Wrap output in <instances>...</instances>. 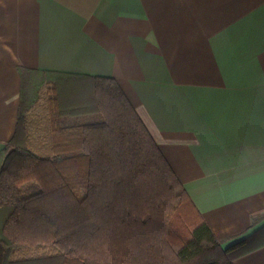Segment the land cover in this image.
<instances>
[{"label":"crops","instance_id":"obj_1","mask_svg":"<svg viewBox=\"0 0 264 264\" xmlns=\"http://www.w3.org/2000/svg\"><path fill=\"white\" fill-rule=\"evenodd\" d=\"M19 66L113 78L224 248L264 226V0H0V153Z\"/></svg>","mask_w":264,"mask_h":264},{"label":"trees","instance_id":"obj_2","mask_svg":"<svg viewBox=\"0 0 264 264\" xmlns=\"http://www.w3.org/2000/svg\"><path fill=\"white\" fill-rule=\"evenodd\" d=\"M18 71L16 132L0 153V264H234L258 247L264 226L222 246L116 80ZM70 78L84 84L72 105L53 85L48 148L36 152L40 91Z\"/></svg>","mask_w":264,"mask_h":264},{"label":"rangeland","instance_id":"obj_3","mask_svg":"<svg viewBox=\"0 0 264 264\" xmlns=\"http://www.w3.org/2000/svg\"><path fill=\"white\" fill-rule=\"evenodd\" d=\"M63 83V82H61ZM82 84H84L83 81H81L80 79H73L70 78L67 80V82H65V87H63L61 84H44V86L42 87L41 91H40V98L41 100L39 101L38 105L36 106V108L32 111L31 115H29V122H30V131L33 135V137H38V135H41V142L38 141L37 139H33L32 142L28 143V146L33 149L34 151L38 152L39 150L40 153L41 152H45V150L48 148L43 144L44 141V136L45 135H49V133H47V128H46V123L48 122L47 120V115H48V100L47 97H54V95H56L55 90L53 89V85L59 90V94H60V89H61V96H62V104L64 103L65 105H72V102L76 101V98L73 97V95L71 96V92L73 94H78L76 92H78V90H80L79 87L82 86ZM59 85H60V89H59ZM68 90V91H67ZM70 91V92H69ZM81 92V91H80ZM82 97V92L80 93ZM76 96V95H75ZM46 153V152H45ZM4 216L0 215V225L3 221ZM264 231L261 233L263 234ZM264 241V235L260 236L258 238V241H253L252 242V246L257 245L256 243ZM41 253H43V250H35L33 252H31L32 255H40Z\"/></svg>","mask_w":264,"mask_h":264}]
</instances>
